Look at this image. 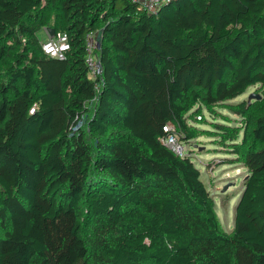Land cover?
Here are the masks:
<instances>
[{
  "label": "trees",
  "instance_id": "trees-1",
  "mask_svg": "<svg viewBox=\"0 0 264 264\" xmlns=\"http://www.w3.org/2000/svg\"><path fill=\"white\" fill-rule=\"evenodd\" d=\"M44 27L68 34L65 59ZM255 85L264 0H0V264H264V97L227 105L242 135L214 123L249 174L230 233L192 155L161 142Z\"/></svg>",
  "mask_w": 264,
  "mask_h": 264
},
{
  "label": "rangeland",
  "instance_id": "rangeland-1",
  "mask_svg": "<svg viewBox=\"0 0 264 264\" xmlns=\"http://www.w3.org/2000/svg\"><path fill=\"white\" fill-rule=\"evenodd\" d=\"M38 36L42 45L50 36L49 29L46 27L40 29ZM263 93L261 85L251 86L243 95L227 103L218 104L214 110L204 107L201 113L202 119H198L196 116L189 122L200 132L190 142H185L184 148L192 155V162L200 170L201 179L214 198L215 210L221 228L229 233L234 229L236 209L244 190V180L249 174L242 164L233 161L236 159L235 155L223 150L214 123L227 124L235 128L239 135H242L245 119L230 110L227 105H236L242 101L249 102L251 95H261V99L252 98L250 100V104H253L255 101L263 99ZM226 186L228 189L224 191Z\"/></svg>",
  "mask_w": 264,
  "mask_h": 264
},
{
  "label": "built area",
  "instance_id": "built-area-1",
  "mask_svg": "<svg viewBox=\"0 0 264 264\" xmlns=\"http://www.w3.org/2000/svg\"><path fill=\"white\" fill-rule=\"evenodd\" d=\"M170 1L171 0H131L132 3L142 6L148 12H156L161 5ZM97 38V33H89L86 39V64L90 70L92 78L94 79H96L102 72L100 59L96 55L98 45ZM42 47L43 51L48 56L63 60L70 51L71 44L66 32H55L54 35L49 36L47 40L42 43ZM197 118L201 119L202 116L199 115ZM163 130L168 133L163 139H161V142L165 146L182 158L190 155L187 150H185L184 143L181 142L180 137L177 135V128L174 124L171 123L165 125Z\"/></svg>",
  "mask_w": 264,
  "mask_h": 264
},
{
  "label": "water",
  "instance_id": "water-1",
  "mask_svg": "<svg viewBox=\"0 0 264 264\" xmlns=\"http://www.w3.org/2000/svg\"><path fill=\"white\" fill-rule=\"evenodd\" d=\"M50 31H51V34L54 35V33H55L54 29H50ZM252 98L261 99V95L253 94V95L250 96V100ZM250 100H249V103H250ZM227 189H228V186H226L224 188V191H226Z\"/></svg>",
  "mask_w": 264,
  "mask_h": 264
},
{
  "label": "crops",
  "instance_id": "crops-1",
  "mask_svg": "<svg viewBox=\"0 0 264 264\" xmlns=\"http://www.w3.org/2000/svg\"><path fill=\"white\" fill-rule=\"evenodd\" d=\"M49 31H50V29H49ZM50 36H52L51 31H50Z\"/></svg>",
  "mask_w": 264,
  "mask_h": 264
}]
</instances>
